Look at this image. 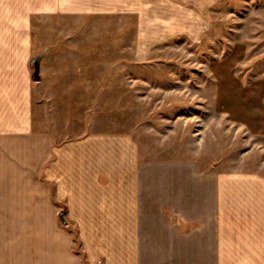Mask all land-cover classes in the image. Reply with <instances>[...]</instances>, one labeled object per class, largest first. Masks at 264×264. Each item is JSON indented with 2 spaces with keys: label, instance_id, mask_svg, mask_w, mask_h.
I'll list each match as a JSON object with an SVG mask.
<instances>
[{
  "label": "crops",
  "instance_id": "crops-1",
  "mask_svg": "<svg viewBox=\"0 0 264 264\" xmlns=\"http://www.w3.org/2000/svg\"><path fill=\"white\" fill-rule=\"evenodd\" d=\"M232 1L0 0V264H264V175L142 159L130 137L59 143L34 127L31 62L70 23L135 19L147 58L197 39L204 15Z\"/></svg>",
  "mask_w": 264,
  "mask_h": 264
},
{
  "label": "rangeland",
  "instance_id": "rangeland-1",
  "mask_svg": "<svg viewBox=\"0 0 264 264\" xmlns=\"http://www.w3.org/2000/svg\"><path fill=\"white\" fill-rule=\"evenodd\" d=\"M204 17L197 39L178 36L147 58L135 19L70 23L33 82L35 130L59 143L130 137L142 159L264 175V0Z\"/></svg>",
  "mask_w": 264,
  "mask_h": 264
},
{
  "label": "water",
  "instance_id": "water-1",
  "mask_svg": "<svg viewBox=\"0 0 264 264\" xmlns=\"http://www.w3.org/2000/svg\"><path fill=\"white\" fill-rule=\"evenodd\" d=\"M45 58L44 54L37 55L35 58H33L31 62V69H32V81L33 82H41L42 81V76H41V66L42 62Z\"/></svg>",
  "mask_w": 264,
  "mask_h": 264
}]
</instances>
